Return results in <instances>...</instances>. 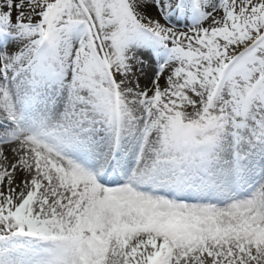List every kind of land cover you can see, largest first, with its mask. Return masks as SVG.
I'll list each match as a JSON object with an SVG mask.
<instances>
[{
    "label": "snow or ice",
    "instance_id": "6c2138e0",
    "mask_svg": "<svg viewBox=\"0 0 264 264\" xmlns=\"http://www.w3.org/2000/svg\"><path fill=\"white\" fill-rule=\"evenodd\" d=\"M0 264H264V0H0Z\"/></svg>",
    "mask_w": 264,
    "mask_h": 264
}]
</instances>
